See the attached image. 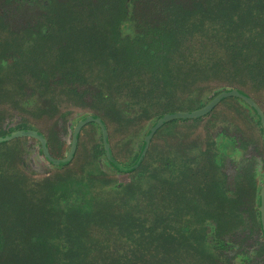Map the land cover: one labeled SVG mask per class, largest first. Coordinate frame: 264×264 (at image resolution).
I'll list each match as a JSON object with an SVG mask.
<instances>
[{
	"label": "trees",
	"instance_id": "trees-1",
	"mask_svg": "<svg viewBox=\"0 0 264 264\" xmlns=\"http://www.w3.org/2000/svg\"><path fill=\"white\" fill-rule=\"evenodd\" d=\"M0 28V119L20 117L30 123L44 136L50 153L61 152L58 135L72 123L73 112L66 111L75 107L109 117L113 123L122 117L129 128L159 127L155 134L162 129V115L170 111L162 109L158 96L179 101L175 111H180V99L191 89L199 93L210 89L203 102L190 101L192 106H205L223 90L237 89L252 98L264 114V0H0ZM15 33L16 38L10 39ZM4 37L12 44L2 43ZM209 45L224 47L229 57L237 58L233 67L226 66L229 59L218 57L209 65L202 59L183 61L184 54L193 55L194 48L202 51ZM213 52L222 55L219 49ZM176 56L179 59L173 63ZM178 65L186 69L178 70ZM148 80L154 89L148 93L156 94L151 102L122 109L117 106L128 86L145 87ZM135 93L124 95L140 100L142 92ZM218 105L226 108V127L221 134L227 138L229 155L250 144L263 152L264 131L250 106L238 96H227L215 107ZM215 107L194 118L213 116ZM19 141L0 147V167L21 166ZM83 160L88 161L77 149L69 162L52 165L71 168L76 162L73 183L74 177L79 180ZM16 173L0 174V182L7 178L6 189L12 194L21 193ZM42 191V187L38 189ZM23 198H28L24 190ZM226 198L217 196L219 202L208 213L214 217L218 236L216 246H210L215 248L212 258L202 249L207 242L205 222L192 229L201 249L188 244L186 236L184 240L161 236L157 220L164 203L146 202L148 212L143 203L136 202L118 207L112 202H93L87 210L78 208L84 202L65 206L58 199L53 207L15 202L14 214L22 215L24 228L16 221L10 223L9 231L23 233L24 251H29L18 256L24 264H234L227 254L230 248L225 235L235 236L242 226H248L253 247L249 250L264 264L257 202H228ZM37 223L43 224L39 230ZM48 224L52 227H45ZM39 234L46 236L40 241L51 253H36ZM245 258V263L238 264L252 262L248 254Z\"/></svg>",
	"mask_w": 264,
	"mask_h": 264
},
{
	"label": "flooded vegetation",
	"instance_id": "flooded-vegetation-1",
	"mask_svg": "<svg viewBox=\"0 0 264 264\" xmlns=\"http://www.w3.org/2000/svg\"><path fill=\"white\" fill-rule=\"evenodd\" d=\"M140 85L143 84L141 83ZM155 90H157V88H155ZM141 92L144 93V90H141ZM155 95L156 94H150L147 91L145 94V98L147 99L145 103H147L148 100L151 102ZM195 96L197 99H188V95L183 98L181 97L180 101L185 99L189 105L187 107L189 108H184L179 105L180 111H175V106L170 109H165L164 100L167 98L164 99L158 96V99L163 103L162 109L166 111L170 110L162 116L173 112H191L203 108L204 106L198 108L197 105L192 106L189 104L190 101L200 100L198 94ZM120 98L122 100L118 99L117 104L120 109L128 105L130 107H135L142 104L141 102L140 104L131 103L126 98L123 99V96ZM125 100L129 101V103H125ZM134 101L137 102L138 100L134 99ZM85 109L75 107L71 108L70 111H66L73 112L70 118L72 123L67 130L63 131L62 135L60 134L62 139L58 137V141L63 144L60 148L61 152L56 151L55 153H50L47 147L51 157L57 159L65 157L70 150L73 131L77 123L84 119L82 117L86 115V117L97 116L96 114L87 113ZM82 114L86 115L80 118L79 115ZM97 117H99L105 125L110 155L113 160L124 167H129L137 161L142 153L140 161L130 170H122L113 166L109 160L108 151L104 146L103 134L100 126L99 129L97 128L99 124L96 121H89L83 124L78 130L74 150V155L77 149L79 151L81 150V155L88 159V161L83 160L81 164L82 172L79 174V177L77 175L79 180H76V177H74L75 182L72 183V171L70 166L66 165L62 166L64 167L62 168L52 165V163L45 158L40 142L32 136L22 135L23 139L19 141L23 160L21 166L14 169L0 167V174L9 171L18 172L16 173V184L21 188V193L12 194L6 189L7 184L4 181L7 180V178L0 182V204L2 205V209L0 210V264H24L20 263L18 254H24L29 251H24L23 233L14 234L13 231H9V228L12 227L10 223L16 221L22 223L21 226L24 228L22 215L14 214L15 202L25 201L32 203V205L44 204L47 207H53L56 203V199L63 202L65 206L69 205L71 202H75V206L80 202H84V204L78 206V208L82 210L89 209V205L93 202H112L117 205V207L120 205L122 206L123 202H131V204L136 202L138 204L143 203V206L148 212H150V210L147 208L148 206L150 207V205H146V202L149 204L150 202L159 204L164 203V210L159 209L161 215L157 220L158 227L160 226V229H162L161 236L166 238L169 234L181 240H184V236H186L190 239L188 244H191L193 248L201 249L197 243L198 236L194 234L192 229L197 228L200 221L205 222L204 224L202 223V225L206 227L203 235L207 242L202 249L208 251L211 258L215 252V248L212 247L216 246L218 236L214 217H211L208 213L211 212L212 214L216 202H219L216 199L217 196L221 195L228 197L226 198L228 202H257L258 212L259 192L264 182V151L262 152V149H256L253 144H250L246 146V148L241 147L242 149L240 148V150H242V152H235L232 156L229 155L230 152L226 149V143L223 147H220V144L227 139L226 136L221 134L226 127V123L223 127L219 128L218 126L219 130L216 134H213L211 131L208 132V130L217 123L215 119L211 118V122L208 125L209 127L204 128V135L196 136L194 132L197 130H191L195 127L194 125H192L190 131L189 124L180 123L194 121L196 119L194 118L195 116L170 118L162 122L160 126L162 129L157 134H155V131H157L159 127L152 130L150 129L152 125L147 124L146 127L143 126L144 128L141 129L129 128L125 123V119L122 117H117L113 123L114 128L110 130L105 120L107 117ZM19 118L20 117H17L16 120L15 118L10 120L13 125L11 128L14 129L10 132L16 130H35L30 123L23 122ZM7 121L10 122L9 120ZM21 122L25 123L28 127H15L17 123ZM175 123L178 125L177 130L171 127V124ZM89 125H92L93 129L91 131L87 130ZM85 128L86 132H91L93 135L97 131L101 133L100 144H98L97 149H94L92 157L82 151L81 141L85 136ZM10 132H0V134L3 136ZM147 132H151V135L147 136ZM114 134L116 138H114L115 141L111 143L110 137L112 138ZM198 138L200 139L199 142ZM65 139L66 142L64 141ZM145 142L147 143L145 144ZM214 144L217 150L209 158L208 154L213 149L212 146ZM235 147L239 148V145L237 144ZM30 148L34 149L33 154L39 152V157H41L42 161L51 165L49 166V168H51L49 173H47L48 170H46L41 175L37 174L35 171L40 168L35 165V161L28 163L27 159L30 157H27V155L29 154L28 150ZM150 151L161 157H158L160 158V162L157 161L156 157L153 158L152 167L155 169L154 174L143 167L145 157ZM59 152L62 153V155L59 154ZM226 156L229 160H226L225 163L224 158ZM227 165H230L229 168H231L232 171H227ZM218 168L221 170L219 171ZM56 170L57 172H55ZM157 180L161 182V189L158 188ZM213 180H215V183L212 182ZM41 187L43 191L39 193L38 189H41ZM23 190L28 196L25 200L23 198ZM8 204H11L9 210L7 209ZM18 214H20L19 211ZM150 218L151 216L148 214L147 221L151 220ZM189 219H192V221L191 225L187 227L185 223ZM257 219L259 220L258 214ZM42 226L43 224L37 223V230L41 229ZM47 226H50V228L52 227L50 224L45 227ZM181 226L184 227L181 228ZM241 231L242 232L236 231L237 234L235 236L233 234L225 235V241L229 243V248L231 250H228V256L231 257L232 263L238 264L242 261L245 263L247 260L245 255L248 254L249 260H252L249 264H259L261 262L260 258L255 255V252H250L249 250L253 248L250 246V241H248V235L250 233L249 227L242 226ZM59 236L61 239L63 235L60 234ZM44 239H46L44 234H39L36 237L35 243L38 245L37 254L41 252L51 253V250L44 245L45 243L40 241ZM11 240L14 241L11 242ZM8 241L11 243H8ZM7 244H9V247ZM60 247V250L64 249V247ZM236 254H239V257H237ZM36 260H38V258ZM36 264H39V262Z\"/></svg>",
	"mask_w": 264,
	"mask_h": 264
},
{
	"label": "rangeland",
	"instance_id": "rangeland-1",
	"mask_svg": "<svg viewBox=\"0 0 264 264\" xmlns=\"http://www.w3.org/2000/svg\"><path fill=\"white\" fill-rule=\"evenodd\" d=\"M2 32V29L0 28V33ZM19 33V32H18ZM18 33H15L13 36L10 37V39H15V35H18ZM2 34V33H1ZM9 38L8 37H4L3 39H1L2 43H10L12 44V42L8 41ZM214 45H209L207 48H205L204 50L200 51L197 47L194 48V52H193V55L191 54H184L183 55V61H187L188 59L191 60V61H201L202 59V63H208V65L210 64L211 61L213 60H217V57L220 59V60H224V61H227L229 59V64L230 65H226V66H229V67H233L232 65L235 63V60H237V58L233 57V56H228L227 55V50L224 51V47H221V48H217L214 46V49L213 47ZM217 49H219V51L222 53V55H219V53H217V55H214L215 52L213 51H216ZM197 50V51H196ZM237 54V53H235ZM20 59V57H18ZM179 59V56L178 57H174V59H172L173 63L175 60H178ZM158 66H161V64H157ZM164 65H170L173 67L172 63H164ZM237 66L236 64L234 65V67ZM178 70H185L186 67H182L180 65H178L176 67ZM175 75V72L173 71V76ZM149 79V78H148ZM148 84V85H147ZM147 84L145 85V87H140V86H128V90L124 92L125 93H135L137 91H141V90H144V93H141L142 96L140 100H138L137 102L132 100V96H128V95H124L123 94V99H127L129 100L131 103H138L140 104L141 103H145L146 102V98H145V94L147 93L148 90H151L153 89L151 86V81L148 80ZM154 87V86H153ZM154 90V89H153ZM208 92H210V89H204L202 91H200L199 93V90L198 89H191L187 94H188V99L191 98V99H197L195 95L197 94H200L199 97H200V100L199 101H203L204 99H206L208 97ZM84 91H81L80 95L83 94ZM137 93H135L136 95ZM178 96H180L178 94ZM166 98V97H165ZM164 98V99H165ZM128 101V102H129ZM179 102V101H168L167 99L164 100V104H165V109H170L172 107H176V103ZM180 106H183L184 108H189L187 106H189L187 104V101L185 99H183L182 101H180ZM216 111H215V114L213 116L209 115V116H206V117H203V118H198V119H195L194 121H190L188 123L186 122H180L181 124H189V125H194L195 127L192 128L191 130L193 129H196L197 131L194 132V134L196 136H200V135H204V128H208L209 126V123L211 122V118L215 119L216 120V125L215 126H211L208 130V132L211 131V133L213 134H216L217 131L219 130L220 127H223L224 124L226 123L225 119H224V114L226 113V108L224 106H221V105H218L217 107H215ZM15 120L17 119V117H14ZM106 120V123L108 124V128L111 130L114 128V125H113V122H112V119H110L109 117L105 119ZM0 132H10L14 129H12L11 127L13 126L12 125V122H8L7 119H0ZM213 124H214V121H213ZM28 127L25 123H17L15 127ZM219 126V128H218ZM171 127L174 128L175 130H177L178 128V125L177 123L175 124H171ZM93 128H92V125H89L87 130L88 131H91ZM190 130V131H191ZM62 135V134H61ZM61 135H58L59 138L62 139ZM115 135V134H114ZM112 136V138L110 137V141L111 143L115 141L114 138H116V135L115 136ZM23 136H21V138H14L12 140H8L6 142H2L0 143V147H3V148H7V145H11L13 142V140L18 141L20 139H23L22 138ZM70 138V137H69ZM66 142V139L64 140ZM101 141V133L99 131L95 132V134L93 135L91 132H86V128H85V136L84 138L82 139V151H84L85 153H87L88 155H90V157H92V153L94 152V149H97V146L98 144H100L99 142ZM200 141V139L198 138V142ZM218 141V140H217ZM216 141V142H217ZM227 143L226 140L222 142V144H220V147H223V145ZM213 149L211 150V152L208 154L209 158L215 153V151L217 150L216 148V145L214 144L213 146ZM33 151L34 149H29L28 152L29 154L27 155V157H30L27 159L28 163H30L31 161H35V165H37L40 169H38L37 171H35L37 174H43L44 171L48 170L47 173H49L51 171V168H49V164H46V162H43L41 157H39V152L37 154H33ZM33 154V155H32ZM157 159L158 162H160V156H158V154H154L153 152L150 153L145 157V162H144V165L143 167L146 169V170H150L151 172H153V174L155 173V169L152 167V161H153V158ZM160 157V158H158ZM200 158H201V155H200ZM225 163H226V160H229V158L226 156L225 158ZM38 164H37V163ZM80 163V162H78ZM151 166H149V165ZM228 166V165H227ZM78 167V164L73 163V166H71V171H76ZM230 165L226 168L228 172L232 171L231 168H229ZM222 168V167H221ZM224 168V167H223ZM50 170V171H49ZM218 170L220 171L221 169L218 168ZM70 171V172H71ZM162 178V177H161ZM185 178V177H184ZM160 180V179H159ZM212 182L215 183V180H213ZM157 184H158V188L161 189V182L157 180ZM221 184V183H220Z\"/></svg>",
	"mask_w": 264,
	"mask_h": 264
},
{
	"label": "water",
	"instance_id": "water-1",
	"mask_svg": "<svg viewBox=\"0 0 264 264\" xmlns=\"http://www.w3.org/2000/svg\"><path fill=\"white\" fill-rule=\"evenodd\" d=\"M227 96H238L240 98H242L249 106L250 108L253 110V112L255 113V115L258 117L260 124L262 126V129L264 131V114L262 112V110L260 109V107L258 106V104L249 96H247L245 93H243L240 90L237 89H226L223 90L222 92H220L217 96H215L208 104H206L203 108H200L198 110H194L191 112H173L170 114H166L164 115L160 120L161 123L170 119V118H177V117H194L200 114H204L206 112H208L212 107H214L217 102H219L221 99L227 97ZM89 121H96L100 128H101V132L103 134V140H104V146L105 149L108 151V156H109V160L111 161V164L117 168H120L122 170H130L133 167H135L138 162L140 161L141 157H142V153L141 155L138 157L137 161H135L131 166L129 167H124L120 164H118L117 162H115L113 160V158L110 155V148H109V144H108V138H107V132L105 129V125L103 123V121L97 117V116H89L87 118H84L82 120H80L77 125L74 128L73 131V136H72V141H71V147L69 152L67 153V155L63 158H53L50 156V154L48 153L47 150V144H46V139L44 138V136L39 133L38 131L35 130H16L10 133H7L3 136H0V142L8 140L12 137L15 136H19V135H29L32 136L34 138H36L40 144H41V149L43 151V153L45 154V158L52 164L54 165H61V164H65L67 162H69L73 156H74V150H75V146H76V139H77V132L80 129V127L89 122ZM160 123V122H159ZM158 123V124H159ZM151 135V132H149L148 136ZM147 142H145L146 144ZM145 148V146H144ZM143 148V149H144ZM258 215H259V220H260V229L262 232V236L264 239V182L261 186L260 192H259V207H258Z\"/></svg>",
	"mask_w": 264,
	"mask_h": 264
}]
</instances>
